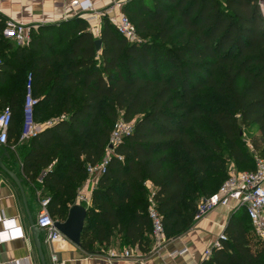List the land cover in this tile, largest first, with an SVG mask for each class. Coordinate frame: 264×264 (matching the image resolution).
Wrapping results in <instances>:
<instances>
[{
    "label": "trees",
    "instance_id": "obj_1",
    "mask_svg": "<svg viewBox=\"0 0 264 264\" xmlns=\"http://www.w3.org/2000/svg\"><path fill=\"white\" fill-rule=\"evenodd\" d=\"M122 12L140 43H129L106 16L99 37L77 17L40 26L28 45L14 47L0 15V49L8 55L0 115L12 110L10 135L21 137L28 95L34 123L62 117L18 150L24 179L50 199L55 222L67 220L88 165L106 156L120 115L135 123L115 149L124 160L113 156L93 191L81 238L91 255L114 239L147 252L152 194L167 238L190 230L199 203L228 179V161L257 169L246 130L258 128L251 145L264 160V18L257 0H130ZM205 91L213 100L195 103ZM243 213L232 215L227 240L202 264H264V243Z\"/></svg>",
    "mask_w": 264,
    "mask_h": 264
},
{
    "label": "crops",
    "instance_id": "obj_2",
    "mask_svg": "<svg viewBox=\"0 0 264 264\" xmlns=\"http://www.w3.org/2000/svg\"><path fill=\"white\" fill-rule=\"evenodd\" d=\"M73 1L0 0V15L7 21L10 20L16 24L27 26L32 30L40 26L59 24L63 21L81 17L89 22L91 31L96 37H99L102 18L90 20L91 16L89 14L71 7ZM89 1L100 11L112 9L113 13L109 15L118 19L123 14V6L130 0ZM25 117L28 118L27 103ZM33 124L35 125L22 126L19 140L18 135L13 132L11 135L9 133V139H11L9 144H0V160L4 154L1 147L3 146L7 149L8 155L3 157L2 162L22 180L26 198L25 201L16 183L0 167V217H5L8 220L6 226L0 224V233L11 226L19 228V230L12 232L16 237L13 241L0 244V264H42L30 223L31 217L36 225L41 210V197L38 195L39 192L35 191L24 179L23 162L18 151L22 144L35 137L31 134L34 129L37 126H43L36 125L34 122ZM16 126L18 125H13V129ZM96 187L97 184L92 186L87 178L83 186V192L90 191V188L95 190ZM148 188L153 191L150 183H148ZM91 206L92 203L88 207ZM233 214L230 208L220 207L216 209L200 221L194 222L193 227L184 234L168 238L165 247L160 251L155 249L152 236H150V245L147 252H143L138 247H123L118 239L112 240L109 245L101 248L100 253L94 255L84 252L71 243L64 246H53V248L55 253L61 255V262L64 264H202L204 253L207 249L213 247L219 237L225 233ZM248 220L246 222H250ZM39 239L46 264H56L52 257L48 233L44 231L39 235ZM126 252L130 253V257L125 256Z\"/></svg>",
    "mask_w": 264,
    "mask_h": 264
},
{
    "label": "built area",
    "instance_id": "obj_3",
    "mask_svg": "<svg viewBox=\"0 0 264 264\" xmlns=\"http://www.w3.org/2000/svg\"><path fill=\"white\" fill-rule=\"evenodd\" d=\"M257 5L262 17L264 18V0H257ZM71 7L74 9H80L81 12L89 14L91 16L90 20L108 16L112 23L117 27L118 32L129 43L133 44L141 42L136 27L126 15L121 14L117 19L115 16L109 15L113 13L112 9L108 11H100L89 0H74L71 3ZM6 25L7 29L5 32L10 33V35L6 36L7 39H13V41L21 47L30 43L32 33L31 28L16 24L10 20L6 21ZM1 68L2 60L0 59V72ZM34 103L35 102L31 100V112ZM12 119L13 112L10 108H6L0 115V144L2 145H7L8 143L9 128L12 123ZM52 125L53 124L49 126H37L31 134L36 136L38 133L42 132L47 127H51ZM134 130V122L128 123L123 119H120L114 124L109 144L106 149V156L96 165H88L87 167V177L92 186L94 184H98L99 179L107 173L113 156H117L120 161L124 160L123 157L115 154V149H117L127 137L132 135ZM110 145L113 146V149H110ZM42 181L43 179L40 180L41 183ZM93 191L94 190L92 188H90V191L88 192L80 191L76 196L75 205L81 204L88 207L92 203ZM38 195L40 196V193ZM149 200V217L152 222V239L155 249L160 251L167 243L165 226L153 194L150 196ZM40 204L41 210L36 226L48 233V241L51 242L54 247L70 244V242L54 227L55 220L50 215L48 209L50 199L42 197ZM220 207L230 208L234 214L244 212L253 227L256 237L264 243V160L257 158V169L255 171H231L228 179L220 187L218 192L199 203L195 216V222L200 221ZM0 224L6 226V224H8V220L1 216ZM16 230H19V228L11 226L5 229L4 232L0 233V244L13 241L16 237L12 234V232ZM226 240L227 236L224 233L219 237L213 247L206 250L203 255V259L209 260L213 255L214 249L221 248L223 242ZM173 255L175 256L176 254ZM125 256L130 257V253L126 252ZM53 259L56 262V258ZM56 264L64 263L60 262Z\"/></svg>",
    "mask_w": 264,
    "mask_h": 264
},
{
    "label": "water",
    "instance_id": "obj_4",
    "mask_svg": "<svg viewBox=\"0 0 264 264\" xmlns=\"http://www.w3.org/2000/svg\"><path fill=\"white\" fill-rule=\"evenodd\" d=\"M101 45H102L101 40H97L96 41V49L98 52L101 51ZM27 116H28V119H30V117H31V98L30 97L27 99ZM1 147H2L3 152H4L3 157L8 155L7 149L3 146H1ZM110 149H113L112 145H110ZM3 157H2V159H3ZM2 159L0 160L1 169L9 177H11V179L16 183V185L18 186V188L20 189V191L23 195L24 200L26 201L25 193H24V189H23V185H22V180H20L14 172H12L10 169H8L3 164ZM88 209L89 208H87L81 204H76L69 210L68 218L65 222H58L57 221V222H55V225H54L55 229L62 236H64L71 244H73L74 246H76L79 249H81V247H82L81 238H82L83 231L85 228V223H86V219H87V215H88ZM30 223H31L33 235L35 237V243H36V247H37V250L39 252V255H40L41 262H42V264H46L44 252L42 249V244L40 243V239H39V235L41 233H43L44 230L39 229L35 225V223L31 217H30ZM49 243H50V247H51L52 257L56 258V263H60L61 262V255L58 253H55L54 248H53V244L51 242H49Z\"/></svg>",
    "mask_w": 264,
    "mask_h": 264
},
{
    "label": "rangeland",
    "instance_id": "obj_5",
    "mask_svg": "<svg viewBox=\"0 0 264 264\" xmlns=\"http://www.w3.org/2000/svg\"><path fill=\"white\" fill-rule=\"evenodd\" d=\"M10 35V33H6L4 32V37L6 38V36ZM7 39V38H6ZM10 40V39H9ZM13 41V39H11ZM10 40V41H11ZM14 43V47H18V45L16 44L15 41H13ZM8 58V55H7V52L0 49V59L3 60H6ZM29 98V95L27 96L26 98V103H27V99ZM213 100V97L210 93L208 92H203L199 97L195 98V103H201V104H207V103H210L211 101ZM62 117H59V116H51L47 119H45L44 121L41 122V125H46V126H49L51 124H53L54 122L58 121L59 119H61ZM122 117L120 115L119 119L120 120ZM33 125V120H32V116L30 117V119L26 118L24 119V125ZM38 124V123H37ZM211 133H213V130H210ZM95 132L94 131H87L86 132V137L87 136H92L94 135ZM259 134V130L257 127L251 129V130H246L245 133H244V140L247 142V145L249 147V149L251 150L252 154L254 155V157L256 158H259L258 157V153L254 151L252 145H251V140L254 136L258 135ZM223 139L222 138H219L217 139L218 143L219 144H223ZM260 159V158H259ZM243 170H246V167L245 166H240L238 167L236 165V163H234L233 161H228V165H227V172L230 173L231 171H243ZM88 178V177H87ZM87 180V179H86ZM86 180L84 181V183H86ZM84 183L79 186L78 190H77V195L80 191H83V186H84ZM243 213V212H241ZM168 239V238H167Z\"/></svg>",
    "mask_w": 264,
    "mask_h": 264
}]
</instances>
